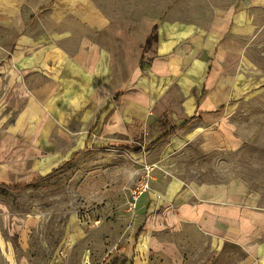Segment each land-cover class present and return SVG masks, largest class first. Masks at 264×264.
I'll list each match as a JSON object with an SVG mask.
<instances>
[{"label":"crops","instance_id":"0c3cea01","mask_svg":"<svg viewBox=\"0 0 264 264\" xmlns=\"http://www.w3.org/2000/svg\"><path fill=\"white\" fill-rule=\"evenodd\" d=\"M247 12L219 7L183 20L117 16L98 0H0V185L118 150L155 181L135 201L128 239L110 242L122 251L115 264H205L194 251L209 253L212 241L237 250L214 264H260L264 253L244 241L238 214L243 181H196L181 169L191 142L212 135L209 117L260 86L247 67ZM224 143L241 147L235 136Z\"/></svg>","mask_w":264,"mask_h":264},{"label":"rangeland","instance_id":"374dc122","mask_svg":"<svg viewBox=\"0 0 264 264\" xmlns=\"http://www.w3.org/2000/svg\"><path fill=\"white\" fill-rule=\"evenodd\" d=\"M98 1L117 16L149 13L183 20H201L219 7L248 8L255 30L244 40L247 67L260 86L232 109L209 117L211 138L191 142L181 169L196 181H243L245 199L238 214L244 241H256L263 254L264 245L258 243L264 241V0ZM225 136L237 137L240 149L221 148ZM205 142L210 146L203 149ZM135 164L124 152L104 149L84 153L80 161L29 184L0 188V264H115L122 251L110 242L129 237L136 183L147 176L149 191L155 181L149 169L143 173ZM230 210L220 212L230 215ZM115 228L116 237H110ZM182 239L183 249L191 250V231H185ZM236 251L228 242L216 246L212 241L209 253L197 248L194 252L207 256L205 264H214L220 255L228 257Z\"/></svg>","mask_w":264,"mask_h":264},{"label":"built area","instance_id":"2783aa9c","mask_svg":"<svg viewBox=\"0 0 264 264\" xmlns=\"http://www.w3.org/2000/svg\"><path fill=\"white\" fill-rule=\"evenodd\" d=\"M149 187V183H148V179L147 176H143L141 177L137 183H136V187L132 192V198H131V202H130V208H134L135 206V201L137 200L138 196L144 192L147 191Z\"/></svg>","mask_w":264,"mask_h":264},{"label":"trees","instance_id":"16d2710c","mask_svg":"<svg viewBox=\"0 0 264 264\" xmlns=\"http://www.w3.org/2000/svg\"><path fill=\"white\" fill-rule=\"evenodd\" d=\"M155 39V27H153V30H152V33L150 36L147 37L146 41H145V44L143 46V49L149 47L153 41ZM130 151L134 152V153H141L142 152V149L140 147H133L132 149H130ZM19 187L18 186H7V185H4V184H1L0 185V188H17Z\"/></svg>","mask_w":264,"mask_h":264}]
</instances>
